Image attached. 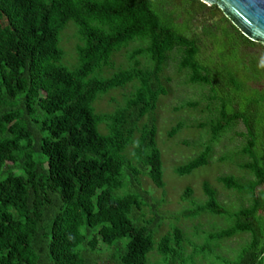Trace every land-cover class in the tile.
<instances>
[{"label":"trees","instance_id":"trees-1","mask_svg":"<svg viewBox=\"0 0 264 264\" xmlns=\"http://www.w3.org/2000/svg\"><path fill=\"white\" fill-rule=\"evenodd\" d=\"M256 44L201 0H0V264H149L153 253L158 264H263L264 55L245 50ZM172 52L186 82L207 89L197 126L209 133L174 172L207 164L213 144L244 127L236 155L248 177L216 179L246 203L227 208L204 180L205 201L184 214L226 225L201 230V243L175 224L157 238L160 202L139 181L164 190L155 109ZM113 91L112 108L97 110ZM191 195L186 186L181 198ZM240 233L233 255L218 252Z\"/></svg>","mask_w":264,"mask_h":264},{"label":"rangeland","instance_id":"rangeland-1","mask_svg":"<svg viewBox=\"0 0 264 264\" xmlns=\"http://www.w3.org/2000/svg\"><path fill=\"white\" fill-rule=\"evenodd\" d=\"M219 13L217 11V15ZM73 32V28H67L63 43L64 47L71 53H73V45L76 42ZM245 47V50L251 54L264 55V50L259 42L256 45H247ZM67 58L71 59L72 57L68 55ZM177 61L176 52H172L164 71L160 75L161 80L163 78L165 82L164 84L162 80L167 93L159 97L155 109L157 122L156 142L161 152L164 190L157 188L147 175L141 174V180L139 179V181H141V184L148 190L153 199L160 202L158 210L164 215V220L156 232L157 238L166 233L175 224L182 229L187 238L201 243V230L209 231L226 225V221L222 216L202 213L193 217L184 214L187 208L205 201L206 196L202 189L204 180H207L217 190L219 202L227 208L235 209L239 205L246 203L240 200L235 192L225 189L216 179L219 175L227 174H232L243 180L248 177L246 172L239 167L238 163L242 160L236 155L243 142L239 133L244 131V127L242 123H237L227 133L223 134L213 144L212 155L207 164L185 175H178L174 172V168L177 165L185 163L196 156L201 151L202 146L209 143V133L197 126L204 121L206 116V111H202V109L206 104L204 96L207 94V89L197 84L187 83L186 72L184 70L178 71ZM126 90H128V87L124 89V91ZM110 97L120 98L121 92L113 91L103 96L96 103L97 110H110L113 104L110 101ZM185 101L196 102L197 106L181 108V104ZM177 122H182L183 127L174 136L168 137L167 131ZM223 157L226 158L222 159ZM186 186L192 189V195L187 200L181 198ZM151 215V211L147 209L146 216ZM248 237L247 233H240L222 240L217 250L222 255H229L230 257ZM188 250H190V246H188ZM156 258L157 254L153 253L149 264H158L155 261Z\"/></svg>","mask_w":264,"mask_h":264},{"label":"water","instance_id":"water-1","mask_svg":"<svg viewBox=\"0 0 264 264\" xmlns=\"http://www.w3.org/2000/svg\"><path fill=\"white\" fill-rule=\"evenodd\" d=\"M216 4L250 40L264 44V0H201Z\"/></svg>","mask_w":264,"mask_h":264}]
</instances>
